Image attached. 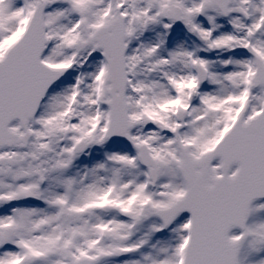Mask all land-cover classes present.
<instances>
[{"label":"snow or ice","instance_id":"obj_1","mask_svg":"<svg viewBox=\"0 0 264 264\" xmlns=\"http://www.w3.org/2000/svg\"><path fill=\"white\" fill-rule=\"evenodd\" d=\"M0 264H264V0H0Z\"/></svg>","mask_w":264,"mask_h":264},{"label":"rangeland","instance_id":"obj_2","mask_svg":"<svg viewBox=\"0 0 264 264\" xmlns=\"http://www.w3.org/2000/svg\"><path fill=\"white\" fill-rule=\"evenodd\" d=\"M255 218V217H254Z\"/></svg>","mask_w":264,"mask_h":264}]
</instances>
